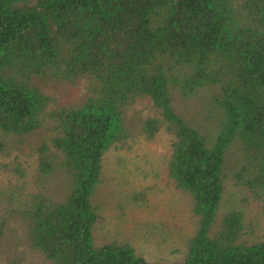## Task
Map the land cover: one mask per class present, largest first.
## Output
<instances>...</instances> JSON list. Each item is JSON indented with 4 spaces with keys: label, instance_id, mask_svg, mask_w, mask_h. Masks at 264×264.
Returning <instances> with one entry per match:
<instances>
[{
    "label": "trees",
    "instance_id": "trees-1",
    "mask_svg": "<svg viewBox=\"0 0 264 264\" xmlns=\"http://www.w3.org/2000/svg\"><path fill=\"white\" fill-rule=\"evenodd\" d=\"M38 82L85 94L51 110ZM140 98L156 113L140 134L172 135L168 178L196 222L175 263L94 239L102 162L129 139ZM43 130L34 189L20 164L11 191L0 186V254L18 226L46 264H264L242 211L219 217L227 180L264 203V0H0V154Z\"/></svg>",
    "mask_w": 264,
    "mask_h": 264
},
{
    "label": "rangeland",
    "instance_id": "rangeland-1",
    "mask_svg": "<svg viewBox=\"0 0 264 264\" xmlns=\"http://www.w3.org/2000/svg\"><path fill=\"white\" fill-rule=\"evenodd\" d=\"M38 85L51 98V110L78 104L85 94L83 82L76 86L48 82ZM175 104L182 115L195 111L190 101L178 100ZM155 116L146 98L135 100L125 113L130 137L104 156L101 182L93 198L98 214L94 239L97 245L129 243L149 262L175 263L183 258L196 222L190 212V199L168 178L172 135L161 129L152 140H147L140 134L143 122ZM45 134L43 130L29 137L17 157L16 153L9 157L0 154L2 190L11 191L15 185L17 164L27 173L29 190L34 189L30 179L36 166L34 148L43 142ZM229 210L242 211L251 236L264 238V203L251 199L233 180L225 183L219 217ZM20 231L18 226L12 227L8 235L11 242L0 258L7 264H46L25 245Z\"/></svg>",
    "mask_w": 264,
    "mask_h": 264
}]
</instances>
